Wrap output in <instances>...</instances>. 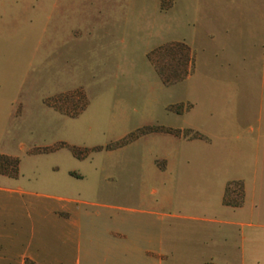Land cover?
Returning a JSON list of instances; mask_svg holds the SVG:
<instances>
[{"label": "rangeland", "instance_id": "rangeland-1", "mask_svg": "<svg viewBox=\"0 0 264 264\" xmlns=\"http://www.w3.org/2000/svg\"><path fill=\"white\" fill-rule=\"evenodd\" d=\"M0 153L8 186L120 205L138 264L162 228L163 264H262L264 0H0Z\"/></svg>", "mask_w": 264, "mask_h": 264}, {"label": "crops", "instance_id": "crops-1", "mask_svg": "<svg viewBox=\"0 0 264 264\" xmlns=\"http://www.w3.org/2000/svg\"><path fill=\"white\" fill-rule=\"evenodd\" d=\"M0 181V264H138L135 251L123 253L121 215L116 212L120 205L86 203ZM101 208L108 216L100 222ZM164 238L162 228L155 240L156 248L149 250L150 264H163ZM244 253L264 264V238L243 247Z\"/></svg>", "mask_w": 264, "mask_h": 264}, {"label": "trees", "instance_id": "trees-1", "mask_svg": "<svg viewBox=\"0 0 264 264\" xmlns=\"http://www.w3.org/2000/svg\"><path fill=\"white\" fill-rule=\"evenodd\" d=\"M187 56H188V51H187L186 57ZM187 60L188 59H186L185 62ZM159 73L164 78V80L167 81V82L168 81H174V80H177V79L182 77V76H180V77H176L175 76L172 79H167L166 76H164L163 72L159 71ZM81 98H82V103L80 104V106L76 107L74 110H70V109H68L66 107H61V108L57 107L58 106L57 103H52V105L55 108H57L58 110L62 111V112L77 114L81 110V108L84 106V104L86 102L85 101L86 99H83V95L82 94H81ZM18 162H19V158L17 156L5 154V153H0V172L1 173H6V174H9V175H16L17 172H18ZM232 181L233 182L234 181H239V184L241 185L240 192L237 195L236 199H228L227 196H226V190L228 188V184H230ZM243 197H244V189H243L242 180L241 179H235V180L228 181V183L225 186V190H224L223 197H222L223 203L234 205V206L240 205L242 203V201H243ZM209 264H212V263H209Z\"/></svg>", "mask_w": 264, "mask_h": 264}]
</instances>
